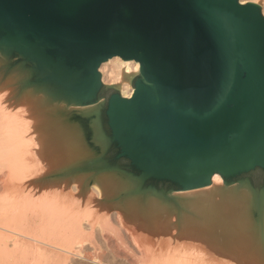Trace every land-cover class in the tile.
<instances>
[{"label":"water","instance_id":"water-1","mask_svg":"<svg viewBox=\"0 0 264 264\" xmlns=\"http://www.w3.org/2000/svg\"><path fill=\"white\" fill-rule=\"evenodd\" d=\"M0 53L19 73L27 69L18 89L86 107L88 130L95 119L103 140L94 163L114 144L129 176L169 181L172 193L208 185L214 173L242 185L261 172L250 170L264 171V16L256 3L0 0ZM115 55L137 60L140 74L131 96L102 99L99 66Z\"/></svg>","mask_w":264,"mask_h":264},{"label":"bare ground","instance_id":"bare-ground-1","mask_svg":"<svg viewBox=\"0 0 264 264\" xmlns=\"http://www.w3.org/2000/svg\"><path fill=\"white\" fill-rule=\"evenodd\" d=\"M5 60L0 53V264L61 263V253H81L86 243L100 261L96 231L132 264H210L203 242L222 246V234L237 229L250 230L255 251L264 249V188L228 185L214 173L208 185L167 196L143 190L138 179L89 160L82 129L69 117L86 107L49 101L30 85L18 89L28 73L18 78ZM99 72L129 97L140 64L115 55ZM90 123L93 142L103 145L97 121Z\"/></svg>","mask_w":264,"mask_h":264},{"label":"rangeland","instance_id":"rangeland-1","mask_svg":"<svg viewBox=\"0 0 264 264\" xmlns=\"http://www.w3.org/2000/svg\"><path fill=\"white\" fill-rule=\"evenodd\" d=\"M245 2H253V3L260 5L261 6V13L264 16V0H243L242 1V3H245ZM6 66L7 67L9 66L8 67L9 69H11V68H12V70L14 69L13 71L18 74L19 64L11 65L9 62H6ZM26 70L27 69L25 67H23L22 68L23 72L20 73L21 76L19 74L18 78H20V77H22V75L26 74V72H25ZM137 77L138 76H135L133 78L132 84L136 80ZM115 91L119 92L115 86L102 82V88L100 90L99 96L102 99H106L109 96V94H111L112 92H115ZM101 111H102V129L106 135H109V130L106 127L105 120L103 117V107L101 108ZM69 117H70V121H72L74 123H79V125L82 129V132H83L84 143L88 147V150L91 152V155L92 156L93 155L94 156L100 155L98 145L97 144L95 145V143L93 141H91L92 135H91L90 130H88L89 119L82 117L81 115H79L73 111L71 112V115ZM111 147H112V144H109L108 147L106 148V150L104 151V153L101 155L102 159L104 160L103 163L105 162L106 167L108 165V167L111 168L110 171H118L119 170V172H121V173L123 172V174L126 173V175L133 173L131 168H130L129 161L125 158H119V159L115 158V154L113 153ZM113 169H116V170H113ZM238 181L242 182L241 183L242 185H239V188L244 187L248 183L251 186V189L253 191H256L255 193H258L259 190H262L264 188V172L261 171V172L255 173V179H241ZM141 189H143V190H146V189L153 190L154 189L155 192L164 191L166 195H170V193H171V192H169L170 185H168V184H166L160 180L144 179L141 182ZM248 231H250V230H248ZM248 231H246V230L238 231V229H237V232H233L232 234H229L228 238H227V236L222 234V237H221V241L223 242L222 246H221V244H217V242L215 243L214 241H207V242L205 241L206 243L203 242L204 247L202 246L201 248H203L204 252L211 254L208 256V261L212 262L210 264H213V263L214 264H264V257H262V256H264V249H257L256 250L257 253H256L255 249L251 248L252 244H250V241H249V237H250L251 233ZM97 235H98V237H97ZM125 235H127L126 237L130 242V238L128 237V234L125 233ZM95 236H96V240H97L96 242L98 243V245L101 248L100 251L103 253L102 259L100 261L99 260L97 261L96 259L92 260V253H94V251H95V249L93 248L94 245L92 243L91 244L86 243L84 245V249H83L85 251H82L81 252L82 254L78 253L77 251H74L75 253H72L73 251L68 252V254L66 252L64 254L61 253L63 255H61L59 253L60 254L59 257L60 256L62 257V258L60 257V259H59L61 261V263L57 262V261H56V263L57 264H59V263L60 264H62V263L63 264H109V263L110 264H132L129 261L130 260L129 258L123 257V256H125V255H123L124 252H122V250H120L119 248L114 246L113 242H111L113 240L110 237H109V239L111 241L109 239H104L103 235L100 234L98 231L95 232ZM151 240L154 244V247L157 248L156 244H159V242L156 239H154V237ZM184 242L189 243L187 241H183V243ZM161 243H163V242H161ZM164 244H163V246H164ZM191 244H193V243L191 242ZM194 244H197V243L194 242ZM199 244H201V243H199ZM176 245H178V244H176ZM106 249H107V251H106ZM113 251H115V252H113ZM216 251L225 253L224 256L226 257V260H224L223 263H221V259L217 255L213 254ZM258 251L261 252L262 254L261 255H260V253L258 254ZM117 253H119V255H117ZM253 253H255V255H251ZM77 254H81V255H77ZM208 254H206V256ZM67 255H68V257H67ZM257 255H259L260 257L259 256L257 257ZM252 256H254V257H252ZM65 257H67V259L68 258L69 259L67 260ZM63 259H64V261H63ZM66 260H67V262H66ZM43 261L44 260H42V262H41L39 260L38 263L40 262V264H43ZM44 262H46V260ZM49 263L53 264V262H49ZM49 263L47 262L44 264H49Z\"/></svg>","mask_w":264,"mask_h":264},{"label":"trees","instance_id":"trees-1","mask_svg":"<svg viewBox=\"0 0 264 264\" xmlns=\"http://www.w3.org/2000/svg\"><path fill=\"white\" fill-rule=\"evenodd\" d=\"M103 117H104V120H105V124H106V116H105V114H103ZM106 127L108 128V126H107V124H106ZM108 130H109V128H108ZM112 151H113V153L114 154H116L117 153V151H118V148L114 145V144H112ZM126 159V158H125ZM128 160V159H127ZM256 170H261V171H263V169H261V168H259V167H256L255 169H253V170H250L249 172H253V171H256ZM249 172H246V173H249ZM264 172V171H263ZM242 174H245V173H242ZM238 177V176H237ZM162 182H164V183H166V184H168V185H172V183L171 182H169V181H162Z\"/></svg>","mask_w":264,"mask_h":264},{"label":"built area","instance_id":"built-area-1","mask_svg":"<svg viewBox=\"0 0 264 264\" xmlns=\"http://www.w3.org/2000/svg\"><path fill=\"white\" fill-rule=\"evenodd\" d=\"M139 74H137L136 76H138Z\"/></svg>","mask_w":264,"mask_h":264}]
</instances>
